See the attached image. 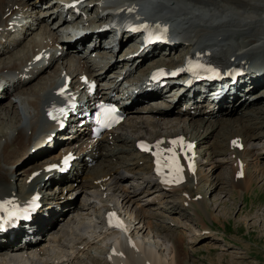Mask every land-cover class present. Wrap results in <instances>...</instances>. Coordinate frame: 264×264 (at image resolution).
I'll use <instances>...</instances> for the list:
<instances>
[{
  "label": "bare ground",
  "instance_id": "obj_1",
  "mask_svg": "<svg viewBox=\"0 0 264 264\" xmlns=\"http://www.w3.org/2000/svg\"><path fill=\"white\" fill-rule=\"evenodd\" d=\"M17 1L18 0H0V26L4 25L3 19H4L5 14L7 13L6 7H8L12 4H15ZM130 1H137V3L140 6V10L143 14L156 16L160 19H166L168 22L171 21V16H172V13L174 12V10H177V8H178V9H180V12L182 14H188V15L194 16L200 20L206 21L208 24H210L212 22V23H218V25H224L226 27L231 26L232 28H240V30H244V33L246 32L245 35H243V38L245 40V41H243L244 47L250 46L251 42L255 43V40H259L258 43L260 44L258 47L253 48L252 52H247V50L249 48H247L245 50H239L240 46L238 44L230 42L231 39L237 38V36L234 34V31L231 29H222V30L212 31L211 36L213 38V41H209L207 38H205V36L201 32V30L197 29L198 27H191V28L187 27V28L179 31L178 33H176L174 26L171 24L173 32L176 35V39L180 40V45L181 44H184V45L187 44L186 46H190V47L192 46L191 48H189V50L209 48L213 51V57L216 61H225L229 64L233 63V61H232L233 56H236V59L248 58V59L254 60L255 57H257V58L264 60V48H263L264 47V34H262L260 37H255V34L258 32L264 33V0H181L180 4H182V6H175V5L179 4L178 0H104V2L109 3L111 5L123 4L125 2H130ZM21 2L24 4L25 7H27V12H29L31 9L30 6H33L32 8L43 10V8H41V7H42V5L47 4L48 0H21ZM89 2H91V1H89ZM88 6H91V4L88 3ZM90 8L93 9L94 6L90 7ZM57 16H59V17L57 18ZM55 17H56V19L54 21V27L57 24H58L57 28L61 27L63 25V23L66 21L63 18V16L61 15L59 10H57V12L52 16V18H55ZM36 20L39 22V24H41V29H42V27H45V29L48 28V23L44 24V22L42 20H39V16H36ZM47 20H49V19H47ZM61 21H63V22L61 23ZM49 35L60 38L63 41L64 46H67L68 49L75 50L77 48L76 45H77L78 41H76V40L75 41H70V40L67 41V39L64 38V36H62L59 33L55 34V32H53V31ZM2 38H3V35L0 34V55L6 53L9 49V46L12 43V42H10L8 44L3 43ZM42 40H43L42 37H40L39 39L34 37V38H32V40L29 43L28 50L26 52H24L22 54V56H20V57L16 56V58L13 59L12 61L11 60H9L7 62L3 61V60L0 61V85L1 86H3V84H6L7 79H8L9 85H12L15 83H18L19 85L21 84L20 82L15 81V76H13L11 79L9 78V76L11 75L12 72H14L18 69H21V72H24V68H25V66H27L29 60H31V57L33 55H35L43 47L42 46ZM216 43H219V45L216 46L215 45ZM223 45L225 48H223ZM37 48H38V51H36ZM219 48L223 49L224 54L219 50ZM99 49L100 50L105 49V47L102 46V43H100V45H96L94 48L91 49V51H96V50L99 51ZM225 51H228L231 53L227 54ZM150 55H152V56H150ZM155 55H156L155 51L147 54L148 57H151L149 60L150 63L155 62V59H156ZM108 63H110V61L107 62L106 64H108ZM119 63H120L119 61H116L114 64L113 63L109 64L111 66H106V64H105L101 67V69L105 67L104 70L107 71V69L109 68L108 72H111L112 70H113L112 72H115L116 69H119L120 72L117 75V78L121 74H124L125 80H127L129 77H131L133 75L134 69L139 66V64H137L135 66L133 65L130 69H128L126 72H124L123 71L124 70L123 65H121ZM49 67L50 66H46L43 69H47ZM35 68H36V66L33 67V69L30 71V73L34 74ZM43 69H41L40 71H42ZM102 71H103V69H102ZM95 75L99 76L100 79L103 77V73H101V72H95ZM7 76H8V78H7ZM59 76H60V74L58 76H55V75L53 77L50 76V78L51 77L52 78H51L48 86L44 87L39 94L31 93L32 90H30V91L22 90L21 93H19L17 100H14V101L10 100L6 105V108H7L6 115L11 113V115H13V117L12 118L8 117L10 120L6 121L7 124L5 126H4V124L0 125V134H2L1 137H6L5 138V144L4 143L0 144V161L3 162L2 163L3 165H1V167H0V196L6 195V194L10 195V194H14V193H16V194L20 193L17 190V187L15 186L14 182L12 183V181H10L9 178L6 176L7 175L9 176L14 171V169H15L14 165L17 162V160H16L17 156L18 155L22 156L21 152L30 146L31 141L33 140L34 136L39 131L44 129V125L41 124L42 107L49 100V97H51V94H52L51 91L56 86V83L59 80ZM245 80L246 79H243V80L241 79L236 84H230L226 91H225V89H226L227 85L224 86L221 90V91H225V93H223L221 96L224 99L228 98V97L231 98L234 95H237V93H239L238 99H240V102L237 105H235V103L233 104L235 106L233 108L234 111L232 110V112L240 110L242 105H246L249 101L248 99H245V94L247 93L246 88L248 85L245 83L246 82ZM262 80H264V78H262L258 81H255V83H253V82L252 83L255 84V87L260 86L258 89L261 90V89H264V86L259 85V84H263V82L260 83ZM121 84H123V81L121 82ZM241 85L243 86V88ZM236 90H237V92H234ZM165 91L167 93H171L169 91V89H165V88L153 91V96H156V98L154 100L156 101L157 98H158V100L156 102L152 103L151 105H144V107L140 106V107H143L141 109L136 108L137 105L130 107V108H132V115H130V117L126 123L128 124V126L131 127L132 130H137V128L141 129L142 127H146V129L148 128V133L150 134V136H152V137L165 136V141H168V138H167L168 135L174 134L171 131H167L170 133L165 134L164 131L161 130V128L163 126L162 123L160 122L161 119L155 118L157 116H161V115L167 116V114H171L175 108L177 101H178V100H175L177 95H178L177 93L164 94L163 92H165ZM233 92H234V94H233ZM241 92H242V94H241ZM248 92H250V90ZM162 94H164L163 98L161 97ZM169 95H170V97H168ZM1 97H3V96L1 95ZM171 97H172V99H170ZM159 98H161L160 106H163V108L168 111L164 115L159 114L158 110L156 111L155 108L152 107L153 105L159 104V103H157L158 101H160ZM263 100H264V96H263ZM170 101H175L173 106H171ZM162 102H164V103L161 104ZM20 104H23L22 109L24 111H22V109L20 108ZM171 107H172V111L169 112ZM147 108L150 110L149 114H152L151 116L144 117L141 114H139V116H138L140 118H138V117L135 118L133 116V113L135 111H137L139 109L142 110V109H147ZM261 114L262 115L264 114V108L260 109L256 113H254V116H253L254 122L253 123H251V122H247L249 124L231 123L230 124L231 127H229L231 129V132H228L226 137L223 136L224 138H222V140L217 139L216 146L213 145L210 151H207L205 149L206 147L203 148L202 151L199 150L200 154H202L203 151L205 154L208 153V155L211 153H215L217 158H219V156H221V155L228 154L230 156V157H228L229 159L234 160V158H237V160H238V158L241 157L245 153V150L241 151L234 144L235 141L232 142V140H233L232 137H234L232 135V133L242 132L245 135L246 139L250 143V147L247 149V150H250L252 148L251 143H253L254 140L261 139L262 133H257V134L250 133V134H248V131L251 130L252 132H254L253 129H258V128L262 127L263 121L261 120ZM152 117H154V118H152ZM249 117H252V116H249ZM154 119H156L158 121L155 122ZM263 119H264V117H263ZM170 120H171L170 116H168L167 121H170ZM209 121L211 122V120H208L207 122H209ZM4 122H5V120H4ZM176 122L177 121L173 120L172 124H176ZM2 123H3V121H2ZM215 123L216 122H214V124ZM166 124L168 126V122H166ZM150 125L155 126V129L149 130ZM150 128H151V126H150ZM205 132H206V129L203 128L202 130H199L198 132H196L191 138L197 139L198 145H199V143L203 142L204 140H207V138H205V135H204ZM112 133H113V137H114L113 144L112 143L108 144L106 142L107 140H110L109 137H107L105 139L92 140L90 143H86L85 145L81 146V148H80V149L85 150L86 153H89L90 155L102 158L101 166L103 165L102 163L104 162V159H106L105 155H108V157L110 159L116 157L115 161L117 163V164H115L116 167H113V168H112V166H110V167L107 166L106 168H104L102 166V168L100 167L101 169L98 172L96 171L95 168H93L91 171L93 173V175L90 174L92 181L89 184V186L87 187V184H85L83 182L84 186L88 188L86 190L93 193V195H95V196H96V194H95L96 190L98 192L99 190H102L104 187L108 188V186H109L110 192L112 190H117V189L119 190V188H121V182L122 181H120V180L122 178V173L120 172V170L118 168H120L122 171L123 167L121 165L123 163H125V165L132 164L133 165L132 167L138 166V168L133 171L134 172L133 177L135 178V177H138L140 174H142L145 177L147 187L158 186V185L166 186L165 184H163L158 179V177L156 175H154L153 170H152L151 160L145 161V165L140 166L141 164H139V158H145L142 154H140V157L136 160H133V158H132V159H127V160L123 161L125 153L130 148L129 142L132 139L131 137L134 135L133 133H129L127 131H119V132L113 131ZM206 133H208V132H206ZM214 134H215V132H214ZM140 137L141 136L139 135V138ZM181 139L184 141V138L181 137ZM181 139H177L176 141H180ZM211 139L208 143H206V145L210 144L214 141L213 138H211ZM79 152H81V151L79 150ZM245 154H247V153H245ZM144 155H146L150 159V156L148 154L144 153ZM196 156H198L197 153H196ZM117 158H119V160ZM120 159L122 162H120ZM222 160H224V158H221L218 161H222ZM240 161H242V160L239 159V165H240ZM109 164L110 163L108 160V165ZM40 165H41L40 163H35L31 166H26L25 168H23L21 173L26 172L31 167H32L31 169H33L35 167L37 168ZM31 169L26 173V175L31 171ZM113 170H116V172ZM144 172L148 173V174L145 175ZM78 176L79 175H75L74 179H76ZM26 177H25V179H26ZM125 177L127 178L126 175L124 176V178ZM25 179H24V181H25ZM235 180L240 181L241 179L238 177H235ZM132 182L133 183H125V185L131 186V184H132V187H134V192H137L138 191L137 189L142 188L143 185L145 186L144 183L143 184L140 183L141 182L140 180L138 183H134V181H132ZM66 184L72 185V181H68V182H66ZM139 184H142V185H139ZM199 185H198V187H200ZM144 186H143V188H144ZM198 187H197V189H198ZM213 187H217L216 184L211 186L210 189H213ZM172 188H174V187H172ZM182 189L189 191V193H190L189 194L190 199L188 198V201H189V205L191 208L188 207V209H190L191 211L193 209L197 213V209L192 207V203L197 201L195 198V196H196L195 192L198 191V190H196V191L193 190V189H195L194 182L191 181V179H190V181H187L184 184V186H182ZM86 190H84V191H86ZM152 190H153V187H152ZM192 190H193V192H192ZM102 194H104V192H102ZM115 195L116 196L119 195V198H116L115 196H113V197L108 196L106 199H101L99 197L86 198L85 201L81 200L80 203L84 202L83 206L87 207V208L88 207L93 208L96 211L95 213L102 214V211H104V213H105V211L107 209L117 208V207H119V210L122 212L121 208H122V206H124L123 203L124 202L126 203L131 198V195L129 194V191L121 192V193H119V191H117V192H115ZM159 196H162V194ZM102 200H104V201L105 200L106 201L112 200V201H114V203L113 204L102 203ZM161 201H163V200L161 199ZM98 203H99V206H101V205L102 206L98 207L97 206ZM116 204L119 206H116ZM137 204H139L138 201H137ZM142 207H143V205H142ZM137 208L139 209V213L135 214V215L131 214L130 219L132 218V216L134 218L135 216L138 217L140 215L141 220L143 219L144 223H139L140 220H138L137 223H135L133 221H132V223H129V222L125 223V227H124L125 234L131 239V242H129L130 241L129 239H125L122 241V240H120V237L117 238L116 240H114L115 248L117 250H121L122 253L121 254L120 253L114 254V256L111 257L112 264H136L139 261L141 262V259H145L146 261H152L155 264H168L167 258L163 254L162 248L159 246V244L156 242V240H152V238L155 236L157 237V236L161 235L162 230L169 232L170 230H173V229L169 225L159 223L158 221L155 222L154 219H149V218L145 219V215H149V216H151V218H152V215L149 214V212L144 211L142 208H139V206ZM170 208L172 210H175L176 212H180L181 215H184V217L186 215L189 216V214L186 213L185 209L182 208L184 210V213H185L184 214L181 211L179 206L170 207ZM144 209L146 210V208H144ZM147 210H149V209H147ZM155 213H158V212L155 211ZM97 215L101 219V216L99 214H97ZM54 219H55V217H54ZM100 222H101V220H100ZM196 223H199V222H196ZM42 229H43V227L40 230H38V235L41 234ZM60 229H62L61 231H64V233L67 232L66 228L62 227ZM110 231L112 232L111 229L106 230L105 225L104 226L102 225V229L100 231V234L95 235L94 237H90V238L94 239L93 241L86 238L87 239L86 245H88V248L86 250H79L80 255L79 254L78 255L81 257L84 256L85 258L87 255H89L88 258L94 259V262H95L96 258L97 257L100 258V256L103 254V251L107 248V244H109L108 241L105 243V245L101 244V243H103L102 241L106 240V238H109V237L111 238L113 235H115L114 233H111ZM151 234H153V236ZM100 235H102V237ZM79 236L81 237L82 235H79ZM147 236H148V238H146ZM100 240H101V242H100ZM167 240L172 241V247L174 248V250L177 251L176 253H178L177 242L174 239L173 240L170 239V237H168V236H167ZM66 241H69V240L66 239ZM19 247L20 246L18 243H15V244L10 243L8 245L1 246L0 247V255H2V258L0 260V264H15V260H9V259L12 257L16 258V254L20 253L16 250ZM177 260H178L177 254H175L173 257V260L169 264H177ZM52 261H54V259ZM66 262L68 264H70V260H67V259L62 260V264H65Z\"/></svg>",
  "mask_w": 264,
  "mask_h": 264
},
{
  "label": "rangeland",
  "instance_id": "obj_2",
  "mask_svg": "<svg viewBox=\"0 0 264 264\" xmlns=\"http://www.w3.org/2000/svg\"><path fill=\"white\" fill-rule=\"evenodd\" d=\"M180 2L181 0H178L179 4L175 6H182ZM170 23L174 26L176 33H178L179 31L187 27L189 28L198 27L197 29H200L203 35L205 36V38H207L209 41H213V38L211 36L212 31H217V30H222V29H231L234 31V34L237 36V38H233L231 39V41L230 40L229 41L235 44H238L240 46L239 50H245L249 48L247 52H252L253 48H256L260 45L258 43L259 40H255V43L251 42L250 46L244 47L243 41L245 40L243 38V35H245L246 33V32L244 33V30H240V28H232L231 26L226 27L224 25H218V23L211 22L210 24H208L206 21L200 20L194 16H191L188 14H182L180 12V9L178 8L177 10H174V12L172 13ZM262 34L264 33L258 32L255 34V37H260ZM215 45L218 46L219 43H216ZM186 47L191 48L192 46L191 47L186 46ZM21 48L22 46H19L18 48L16 47L13 48L12 51H9L8 53L3 54V56L0 59L3 58L6 60H11L13 55L16 54ZM223 48H225L224 45H223ZM219 50L224 54L223 49L219 48ZM225 52L227 54L231 53L228 51H225ZM179 54L180 52L178 51L175 55H173V59H175L176 56H178ZM105 59L107 61L110 60L111 55L105 56ZM6 60H3V61H6ZM106 66H111V65H109L108 63L106 64ZM104 68L102 69L104 70ZM53 69L54 67L49 71L52 72ZM43 71H45V69L40 71V73ZM50 76L51 75L45 78L44 81L41 80V82L42 81L43 82L38 89H31L32 88L31 87L30 89H28V91L32 90L31 93L39 94L44 87L48 86L51 78L53 77L52 76L50 78ZM38 81L39 80H36L35 82H33V84H37ZM262 82L264 85V80H262L260 83ZM17 85L19 84L15 83V84L9 85L8 79H7L6 84H3L4 88L1 91V95L3 97H0V101L3 100L5 96H7V98L4 101H2L0 105V125L4 124L5 126L7 124L6 121L10 120L8 117L10 118L13 117L11 113L6 115V112H7L6 105L10 100L14 101V100H17L18 98L13 99V98H16L17 96L16 97L13 95L8 96L7 93L10 90V88H13ZM254 91L255 90H253V92ZM171 92H174V88L171 89ZM235 92H237V90ZM261 92L262 91L249 93L247 96L248 97L250 96L251 98H253L255 97V95H258ZM163 93L171 94V93H167L166 91ZM164 94H162L161 96L162 98ZM168 97H170V95ZM150 100H153V98H150ZM157 100L158 98L156 99V101ZM157 103L159 104L153 105L152 107H154L156 111L158 110L159 114L164 115L166 112H168L167 110L163 108V106H160L159 101ZM163 103L164 102H162L161 104ZM174 103L175 101H170L171 106H173ZM252 105L259 106V108L261 109L264 106V102L254 101L252 102ZM142 106L144 107V105ZM143 107H139V108L141 109ZM171 111H172V107L170 108L169 112ZM149 112H150L149 110L148 111L145 110V111H142L141 113L143 114L144 117L146 116L148 117L152 115V114H149ZM157 117H159L158 119H160V117H163V116L161 115ZM263 117H264V114L263 115L261 114V120L264 123ZM3 119L5 120V122ZM154 121L157 122L158 120L154 119ZM172 121L173 120H170L171 123L168 122V126L166 122L164 121L162 123L163 125L162 127L165 126V129L170 127V125H172ZM214 122L215 120H211V122L210 121L206 122V124L203 126V128H205L206 132L208 133L206 132L204 133L205 138H207V140H204L201 143H204V142L208 143L211 138L214 139L212 143L205 145V147L207 146L205 148L207 151H210L213 145L216 146L217 139L222 140V138L227 136V134H223V132L218 133L217 135H215L214 133L213 135H211L212 129L214 128L213 126L217 124V123L214 124ZM180 124H183V123H180ZM246 124H249V123H246ZM150 126H149V130L155 129V126L153 125H150ZM199 127L200 126L196 125V128H194V130H196ZM262 127H264V124ZM120 129L123 131L130 132V129L127 127L120 128ZM253 131L254 132L248 131V134L262 133L261 137L264 136L263 131H258V129H253ZM133 133H134L133 135L134 137L132 140H130L132 143L136 136H137L136 137L137 139L139 138L138 134L147 135V136L150 135L148 133V128L146 129V127H142L141 129L139 128L138 130L133 131ZM164 133L167 134L170 132H164ZM1 136L2 134H0V141L2 140L0 144L1 143L5 144V140L3 141L4 137H1ZM257 141L258 140H256L255 143H257ZM263 143L264 141H259V144H263ZM132 146H130V149L126 153L128 158L126 155H124L123 161L127 159H132L129 157H132L137 154V150H135ZM255 146L252 145V148L250 150H245V153L247 154L244 153L241 157L238 158V160L237 158H234V160L229 159L228 157L230 156L228 154L221 155L219 156V158H217L215 153L209 154L210 158L207 155L204 156L203 160H205V163L203 164V167L200 168V171H198L199 172L198 177L200 178L199 181L201 183L199 185L200 187H198L197 189L198 191L195 192V195L199 193L201 197L200 198L197 197L196 198L197 201L192 203V207L197 209V213L193 209L192 211L188 209V207L191 208L189 204H188L189 206L184 204L185 200L186 199L188 200V197H185L182 199L180 190L177 193L168 194L169 192L167 193L163 191L159 186L147 187L150 191H147L146 189L142 191L144 185L142 186V188L137 189L138 191H141L140 193L142 194V199L138 201L139 203H146L148 200H151L152 198L157 197V196H158L157 198L161 197V199L163 200L162 202L153 203L154 209L158 211H163L164 212L163 214H166L168 217H171L170 219L168 218L169 220H171L173 217L175 221L173 223H176V222L179 223L177 226L173 225L175 226L173 228L171 225H169V223H167L168 219L166 220V222H163L161 219H159L158 221L159 223L169 225L173 230H170L171 232L170 231L166 232L165 230H162L161 235L157 237L155 236L152 238V240H156V242L162 248L163 254L167 258L168 264L173 260V257L175 254H177V258H178L177 264H264V145L257 147L256 152L254 149V154H252L251 151L253 150ZM198 149L201 150L200 148ZM25 150L21 152L22 156H19V155L17 156V159H16L17 161L22 159V157L27 153L28 148H26ZM105 158L106 159H104V162L102 163L103 164L102 166L104 168H106L107 166L109 167L112 166V168L116 167L115 165L117 164L115 161L116 157L110 159L108 155H105ZM221 158H224V160L218 161ZM247 158H250L251 160ZM117 159L119 160V158ZM239 159L242 160L240 161V165H239ZM33 160H36V158H34ZM108 160L110 163L109 165H108ZM120 162H122L121 159H120ZM2 163L3 162L0 161V167L1 165H3ZM26 163H29V162H26ZM242 164L243 165L245 164V165L243 166ZM31 165L33 164L30 163L26 166H31ZM247 165H251L250 171L247 170ZM102 166L100 164L99 166L94 167V168L98 172L102 168ZM121 166L123 167V170L125 172H128V171L125 170L124 168H128L129 170L131 169L132 171L136 170L132 168L133 166L132 164L125 165V163H123ZM241 167H243V169L245 170V175L244 177H240L241 179L240 181L235 180L236 173L240 170ZM118 169L122 173V178L120 181L128 180L129 175L125 174L123 170L121 171L120 168ZM204 170H208V171L205 172ZM21 171L22 170H19L20 173H17V168H15L14 171L9 176L7 175L6 177H8L9 180L12 181V183L14 182L15 184L16 180L19 178L18 174L20 175L22 174ZM113 171L116 172V170H113ZM90 174L93 175L92 172H90ZM147 174L148 173H145V175ZM27 175H25V177ZM91 175L90 176L88 175L89 176L88 180L84 182L85 184H87V187L92 181ZM125 175L127 176V178L125 177L126 179L124 178ZM133 176H134V173H133ZM133 176L129 180V183H132V181L136 183V181L140 180L141 181L140 183L143 184L144 182L146 186L145 177L142 174H140L138 177H135V178ZM198 177L196 176V178ZM142 184H139V185H142ZM215 184L217 187H213V189H210L211 186ZM87 187H85L81 191L82 193L79 194V197H78L79 201L89 196L88 192H83L84 190L88 189ZM152 187H153V190H152ZM131 188L132 190H130L129 194L131 195V198H132L133 195L136 194L137 192H134V187H132V184H131ZM161 194L162 196H159ZM81 203L83 204L84 202H81ZM134 203L135 205L133 206H131V204L129 203L126 204L128 206V207L126 206L127 211L133 212V213L135 212V206L138 207V204L137 202H134ZM161 203H163L162 207L160 206ZM97 206L101 207L102 205L99 206V203H98ZM175 206H179L183 213H184L183 209H185L186 213L189 214V216L186 215L184 217V215H181L180 212H176L175 210H172L170 208V207H175ZM163 207H165L168 211L165 210ZM141 208L144 211L149 212V214L152 215V218H157V217L159 218L158 216L159 213H155L156 210H153V209L145 210L143 207ZM170 212H172L173 214H171ZM133 213H130L129 215ZM146 217H149V219L151 218V216L149 215H145V219ZM99 220L100 218L97 216L95 212H93L92 214H88L86 212L82 213L70 223L69 228H68L69 237L75 238L79 235L80 228L75 227V226L82 225L88 222L92 223L93 221L94 222L96 221V224L94 225V230H95L94 233L96 235H99L102 229V222H100ZM196 222H199V223H196ZM151 235L153 236V234ZM94 236L95 235H92V237ZM100 236L102 237V235ZM167 236L170 237V239L172 240L174 239L177 242L178 253H176L177 251L174 250V248L172 247V241L167 240ZM112 237H115V235H113ZM146 238H148V236ZM116 239L117 238H114L113 241ZM68 240L70 239L68 238ZM107 241L108 239L106 238V240L102 241L103 243L101 244L105 245ZM67 243L68 242H65L66 245H68ZM101 256L100 258L97 257L96 260L97 262L104 264L105 260H104L103 254ZM74 259L75 260H72L73 264H92L93 262L88 257L86 258L75 257ZM53 264H56V262Z\"/></svg>",
  "mask_w": 264,
  "mask_h": 264
},
{
  "label": "snow or ice",
  "instance_id": "obj_3",
  "mask_svg": "<svg viewBox=\"0 0 264 264\" xmlns=\"http://www.w3.org/2000/svg\"><path fill=\"white\" fill-rule=\"evenodd\" d=\"M111 111H114V109L111 110ZM50 115H51V113H50ZM53 118H55V117H53ZM171 143H172L173 145H178V144L182 145V144H183V141H182V140H180V141H176V140H174V141H172ZM157 146H158V145H157ZM145 150H150V149L145 148ZM165 151L172 153V156L170 157L171 164H168V165H166V166H168V167H170V168H173V170H174L177 174H179L180 171H182V169L180 168V166H179V164H178V162H177V158H176V154H175V149H174V148H170V149H166ZM158 155H159V154H158ZM158 163H159V161H158ZM0 207H2V205H0ZM115 226H119V225H115Z\"/></svg>",
  "mask_w": 264,
  "mask_h": 264
}]
</instances>
